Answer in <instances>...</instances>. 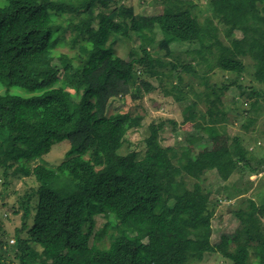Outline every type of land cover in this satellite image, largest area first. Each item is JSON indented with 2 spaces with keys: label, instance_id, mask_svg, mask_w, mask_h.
Returning a JSON list of instances; mask_svg holds the SVG:
<instances>
[{
  "label": "trees",
  "instance_id": "obj_1",
  "mask_svg": "<svg viewBox=\"0 0 264 264\" xmlns=\"http://www.w3.org/2000/svg\"><path fill=\"white\" fill-rule=\"evenodd\" d=\"M85 4L92 8L87 18L80 15ZM212 4L219 23L213 17L200 21L194 4L182 0L151 15L120 0H0V88L7 90L0 92V172L6 183L10 176H34L38 183L21 202L22 223L15 231L21 264H198L207 253L231 264H264V234L252 237L253 218L264 216V205L237 212L241 227L214 242L211 202H195L207 189L201 182L187 184L176 146L162 144L165 120L151 123L142 159L120 152L142 116L128 114L115 126L104 122L112 99H137L156 89L143 72L160 84L163 75L176 80L164 90L185 114L205 100L201 117L207 138L215 137L216 128L206 120L223 113L225 93L236 87L241 97L252 96L241 84L245 58L253 60L254 76L264 83V0ZM117 41L136 44L137 56L117 54ZM172 43L193 45L186 51L190 59L175 57ZM64 45L76 51H60ZM215 68L231 77L211 83ZM182 72L204 85L193 90L194 99L187 95L193 84H186ZM13 87L29 94L11 93ZM252 93L254 105L264 102V90ZM231 138L233 163L258 172L264 158L253 166L240 138ZM64 141L70 145L58 165L39 162ZM99 215L107 223L96 230Z\"/></svg>",
  "mask_w": 264,
  "mask_h": 264
},
{
  "label": "rangeland",
  "instance_id": "obj_2",
  "mask_svg": "<svg viewBox=\"0 0 264 264\" xmlns=\"http://www.w3.org/2000/svg\"><path fill=\"white\" fill-rule=\"evenodd\" d=\"M175 1L177 0H159V2H155V0H120V3L133 5L138 14L151 15L161 13L166 4ZM182 1L186 5L187 3L194 4L192 11L200 21L205 22L208 18L213 17L215 22H218V19L214 17L215 11L212 0ZM70 9L72 8L68 7L67 11L69 12ZM91 9L88 4H85L80 15L87 18ZM219 25L221 35L225 38L224 27ZM236 34L238 37L242 36L239 31ZM67 37H70V32ZM171 45L175 50V57L181 56L186 61L192 56L186 51L193 48V45L187 43H172ZM114 49L117 54L128 60L134 59L138 52L136 44L126 41L115 42ZM59 50L68 53L76 51L66 45L60 46ZM244 60L247 70L241 79L242 89L251 93L252 96L250 98L248 95L241 97L238 93L239 88L236 87H232L225 93L223 97L224 106L220 108V112L223 113L209 116L206 120L209 125L216 128V135L212 139L207 138L208 132L205 130L207 124L201 117L207 109L205 100H200L190 115L185 114L184 106L179 104L174 96L165 93L164 87L176 81L165 75H163L165 82L163 81L162 85L158 78H149L141 72L140 76L147 78L156 86V89L144 93L137 99L131 95L124 97L119 95V98H114L110 102L104 118L107 125L115 126L120 124L121 119L128 114H131V118L137 115L142 116L139 125L130 126L120 149L122 154L136 152L139 159L145 156L147 149L145 139L151 134V123L165 120L164 128L159 133L160 139L164 145L176 146L178 156L183 159L180 165L185 171L184 176L187 184L192 187L196 182H201L202 186L211 192L210 194L204 190L203 193H199L195 196V202L201 207H204L205 201L211 202L210 210L213 213L215 230L213 233L214 242H219L222 234H231L238 227H241L237 212L248 211L250 205L255 207H263L264 205V164L260 166L258 172H252L250 169L242 170L233 163L229 149V144L233 143V138L229 139V136H238L242 144L249 150L253 166L258 165V161L264 158V102L260 101L254 105L257 100L252 93L253 89L255 92L264 90V83L256 80L254 76L253 60L251 58ZM198 67L201 66L198 65ZM140 70L138 69V73ZM182 75L185 76L186 84L187 82L193 84L191 90L187 89V95L189 99H194L193 90L203 89L204 85L200 86L199 82L188 73L182 72ZM228 77H231L229 73L218 68L209 73L210 82L218 85L224 83ZM6 91V88L5 91L0 88L1 93ZM9 91L14 94H29L20 87L10 88ZM236 99L238 101L234 102L233 100ZM251 119H254V123L246 128V124ZM174 121L176 125L173 123ZM224 129L225 132L223 133L222 130ZM205 140L206 142L203 143ZM69 145L68 141L56 144L51 152L45 155L44 160L39 162H47L53 166L58 165L66 157ZM209 169L211 170L205 174L204 171ZM37 186L38 183L34 176L21 178L10 176V182L6 183L2 172H0V264H21V252L15 245V231L22 223L23 208H21V202ZM213 202L214 204H212ZM258 218L264 223V216L258 213L253 218L252 237H257L259 233L264 234L259 226ZM106 223L107 219L104 216H97L96 230L103 228ZM106 229L107 233L114 230L109 225ZM23 235L27 234L23 232ZM108 238L109 236L106 234V242H109ZM35 247L41 250L37 244ZM260 247L264 252V243ZM204 259L198 264H231L229 259L219 253H207Z\"/></svg>",
  "mask_w": 264,
  "mask_h": 264
}]
</instances>
